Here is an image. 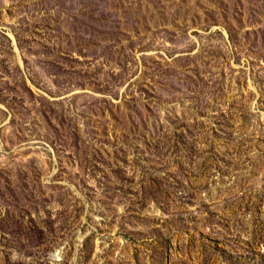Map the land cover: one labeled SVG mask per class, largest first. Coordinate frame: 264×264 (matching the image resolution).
Returning <instances> with one entry per match:
<instances>
[{
  "label": "rangeland",
  "instance_id": "obj_1",
  "mask_svg": "<svg viewBox=\"0 0 264 264\" xmlns=\"http://www.w3.org/2000/svg\"><path fill=\"white\" fill-rule=\"evenodd\" d=\"M0 264H264V0H0Z\"/></svg>",
  "mask_w": 264,
  "mask_h": 264
}]
</instances>
